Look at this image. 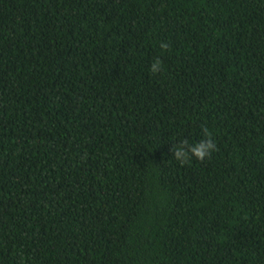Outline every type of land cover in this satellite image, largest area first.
<instances>
[{
    "label": "trees",
    "instance_id": "1",
    "mask_svg": "<svg viewBox=\"0 0 264 264\" xmlns=\"http://www.w3.org/2000/svg\"><path fill=\"white\" fill-rule=\"evenodd\" d=\"M0 264H264V0H0Z\"/></svg>",
    "mask_w": 264,
    "mask_h": 264
},
{
    "label": "clouds",
    "instance_id": "2",
    "mask_svg": "<svg viewBox=\"0 0 264 264\" xmlns=\"http://www.w3.org/2000/svg\"><path fill=\"white\" fill-rule=\"evenodd\" d=\"M160 47L164 50L168 49L167 43H162ZM163 70V64L160 59H156L150 68L153 74H157ZM203 135L206 139H202L195 144H189L188 141L181 140L178 144L173 145L172 152L175 159L180 164L188 163L192 158L198 161H203L205 158L210 157L216 151V145L212 138V133L206 127L203 128Z\"/></svg>",
    "mask_w": 264,
    "mask_h": 264
}]
</instances>
